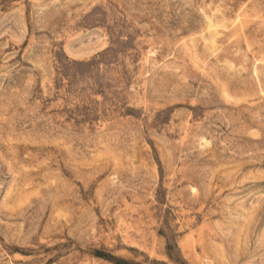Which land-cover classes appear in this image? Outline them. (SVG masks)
Wrapping results in <instances>:
<instances>
[{"label": "rangeland", "instance_id": "obj_1", "mask_svg": "<svg viewBox=\"0 0 264 264\" xmlns=\"http://www.w3.org/2000/svg\"><path fill=\"white\" fill-rule=\"evenodd\" d=\"M0 264H264V0H0Z\"/></svg>", "mask_w": 264, "mask_h": 264}]
</instances>
